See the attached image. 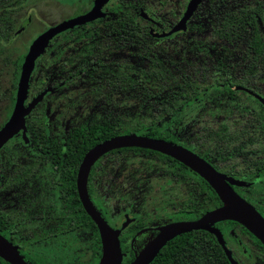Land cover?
Instances as JSON below:
<instances>
[{
    "label": "rangeland",
    "instance_id": "374dc122",
    "mask_svg": "<svg viewBox=\"0 0 264 264\" xmlns=\"http://www.w3.org/2000/svg\"><path fill=\"white\" fill-rule=\"evenodd\" d=\"M21 1L18 10L11 15L13 21L9 29L0 33V127L11 112L20 65L30 42L47 28L91 7V0ZM180 1L185 2L138 0L133 14L137 18L142 13L154 20H162L159 28H152V32L158 34L174 24L177 17L171 8ZM221 1L227 10L236 12L242 7L250 8L254 0H203L188 21L190 33H178L174 38L150 39L145 33L150 25L139 17V31L144 33L134 34L133 39L117 49L111 47L114 44L108 39L93 38L92 35L90 38L88 34L94 28L98 29L97 33L104 32L102 22L121 14L119 0H109L101 8L105 14L103 19L63 32L76 34L59 35L36 59L28 80L25 102L46 88L50 91L30 111L26 123L57 139H62L71 126L83 122L116 121L122 128L120 132L151 123L158 126L164 122L160 119L164 112L158 111L156 97L167 88L170 80L167 74L177 83L187 81L198 93L229 79L264 99V66L258 62L249 64L245 38L225 42L212 35L217 22L212 11ZM259 34L262 38L263 34ZM73 35L77 36L71 37ZM84 58H91V70L87 69L59 85L67 72L81 67ZM62 61L65 62L64 68H61ZM233 95V100H227L223 90L210 89L203 98L205 103H199L195 110L188 112L189 141L195 152L210 150V142L200 144L210 131L223 135L226 138L223 141L233 138L239 124V110L258 109V103L245 92L236 90ZM231 146L222 142L218 151L225 153ZM6 148H15L13 173L18 174L19 179L29 163L22 154L19 136L13 137ZM37 162L31 163L34 171L42 165ZM96 165L99 171L95 176L96 183H93L98 201L108 207L112 216L119 215L120 218L121 211L130 216L142 212L152 216L154 211L169 209V201L179 211L187 202L189 192L186 184L181 179H175L173 183L167 175L164 176L166 165L156 155L123 151L100 158ZM227 165H231V161ZM42 168L45 170L43 174L50 179L46 165ZM16 200L26 206L30 198L22 192ZM35 200L33 197L32 201ZM78 222L83 223L81 220ZM66 228L58 238L48 236L46 241L49 245L33 248L41 255L34 258L35 264L98 263L101 253L97 250L92 230L77 227L70 231ZM230 234L234 240L224 238L228 248L239 264H246L236 252L235 240L248 248L247 236L239 233L236 227H231ZM142 246L140 239L132 244V248L137 250Z\"/></svg>",
    "mask_w": 264,
    "mask_h": 264
},
{
    "label": "flooded vegetation",
    "instance_id": "af4514ba",
    "mask_svg": "<svg viewBox=\"0 0 264 264\" xmlns=\"http://www.w3.org/2000/svg\"><path fill=\"white\" fill-rule=\"evenodd\" d=\"M92 1L93 0H91V6ZM184 1L185 2L183 3L182 1H180V3L178 4H173L174 6H172L171 9L172 12H174V15L177 17L176 21L166 31H160L158 32V34H155L156 32H152V28H159L163 21L160 19L154 20L153 18L139 13L140 19L145 21L146 23H149L150 25V27H148L145 32L147 34V37H149L150 39H164L168 37L174 38L178 33H190V30L187 26L188 21L203 0H200L193 13L185 20L183 29L171 32L169 35H163L171 30L182 17L189 0ZM108 2L109 0H107L106 3ZM137 3L138 0H119L118 5L120 6L121 14L118 17L105 19L102 22L104 32L102 31V33H97L98 29H92L91 33H88L90 35V38L91 35L93 36V38H106L114 44L111 47H116L118 49V46H125L128 43L129 39H133L134 34H138L139 32L143 34V30L139 31L140 25L137 21L139 17L137 18L133 14ZM218 9L221 11V14L227 10L222 1L220 2ZM241 10L248 13L249 19L252 17L253 28H255V31L258 34L261 42L264 44V26L262 25V22L264 21V0H254L250 8L242 7L238 9L236 13L242 12ZM104 17L105 14L103 17L97 18L90 22L103 19ZM83 25L75 26L73 27V29L82 27ZM69 30L70 29L63 32ZM63 32L55 35L48 42L45 50L59 35L76 34ZM259 33L263 34L262 38ZM76 36L77 35H73L71 37ZM217 39L228 42L223 38ZM245 45L246 51L248 52L249 64L258 62L264 66V62L259 58L256 59L253 51L247 46V44ZM117 56L118 55H116V57ZM64 65L65 62L62 61L61 68H64ZM80 65L81 67L67 72L65 76L62 77L63 81H61L59 85H62L66 81L76 77L87 69L91 70V58H84ZM215 85H217L218 89L224 91V95L227 100H233L234 91L241 90L248 96L252 97L254 101L258 103L257 110L250 108L243 109L242 111L239 110V124L232 138V148L229 149V151L226 150L227 152L222 153V151H218V146H220V144L222 145V142H219V144L217 145H212L213 142H210V150L208 149L206 151L205 149L204 152H195L192 149V145L190 143L191 141H189L190 127L187 125L188 123L184 125L183 133L179 134L174 132L176 134L175 142L172 143L178 144L193 152L208 164H210L217 172L237 181L238 184L231 185L233 191L240 198L251 205L253 209L264 219V99H261L259 96L254 95V93H252L251 91V93L247 92L246 88L238 83L231 82V80L229 79H224L220 83H215ZM27 102H25V104ZM202 103H205V100H203ZM27 117L28 116L25 117L24 131L26 141H24L22 137V132L19 131L0 147V236L5 238L11 245L16 248L18 254L25 262L32 261L33 263H35L34 258H37V256L41 255L38 252L34 251L33 248H41L47 246L48 243L46 240L48 236L57 238L58 235L62 236L65 227H67L66 229H70V231L77 227L89 229L88 227H85L83 226V224H79L78 222L80 220L83 221V219L80 214L82 208L77 198L75 189V176L73 179L74 193L78 204L75 202L70 184L66 182L65 172L68 170V166L64 167L61 164L60 166H56L55 164H58V162H62V160L56 159L54 164V160L47 155V147L49 145H57L61 148L63 146L64 137L71 127L80 125L87 126L91 125V123L83 122L82 124L71 126L65 132V135L62 139H57L52 135H45L43 129L41 128H34L33 126L28 125V123H26ZM16 135L19 136V145L21 149H23L22 154H24V156L26 157V161L29 162L27 164V167L23 170L24 173H19V179H17L18 174L13 173L16 165V160L13 152V149L15 148H6V144L11 141V139ZM207 135L203 138L200 144L209 143ZM48 139L53 141L48 142ZM226 148L228 147L226 146ZM107 155L110 154L106 153L105 155H103V157ZM159 158L161 159L162 163L166 165V171L163 174L164 176L167 175L173 183L175 179H181L186 184L189 196L186 204L179 211H176L174 203L169 201L167 205L169 209H160L154 211L152 213V216L144 215L143 212L136 214L135 216H130L126 211H121L120 218L119 215L112 216L108 207L101 205V203L98 201V195L96 194L95 190L96 187L93 183H96L95 176L98 175L97 171H99V168L96 164L99 160H97L92 166H90L88 170L85 185L87 196L93 206L95 205L98 208L100 212L97 209L96 210L106 221V223L111 228L115 229L118 228L125 219L130 220L128 224L120 230L118 235L120 248L121 246H127L128 248L127 251H123L121 249L123 259L124 257L128 256L129 253L133 258V256L157 234L158 228L164 226L165 224L175 221L189 220L188 218L192 215H196V217L198 218L200 214H203L202 209L207 208V198L211 194V192H213V190L203 179H201L197 174L192 172L187 167L183 166L181 163L175 161L172 158ZM36 161L40 162L42 165H46L47 169L50 172V179L47 178L46 174H43L45 170L42 168V165L40 169L34 171L32 164H36ZM229 161H231V165H227ZM215 164H217V166H215ZM26 169H29L28 173ZM31 171H34L35 173H29ZM94 173L96 175H94ZM208 187L210 188V191ZM33 190L35 191V194L33 193L32 195ZM22 192L27 193L30 198L26 206L18 204L19 202L16 200V197ZM33 197L36 198L34 202L32 201ZM48 199L50 201H48ZM21 214H24V216H21ZM233 223L234 224L231 225V227H236L239 233L247 236L250 244L249 247L246 248L241 246L238 240H235L236 252L240 255V257H242L243 261L246 264H264L263 245L246 230L243 231L242 226L235 222ZM214 227L217 228L216 224L214 225ZM220 233L223 238V233L221 231ZM136 239H140L143 242V246L138 250L132 248V244L136 241ZM224 242L227 246L225 240ZM231 256L233 257V259H235L234 255H232V252ZM237 263L239 264L238 261Z\"/></svg>",
    "mask_w": 264,
    "mask_h": 264
},
{
    "label": "water",
    "instance_id": "95a60500",
    "mask_svg": "<svg viewBox=\"0 0 264 264\" xmlns=\"http://www.w3.org/2000/svg\"><path fill=\"white\" fill-rule=\"evenodd\" d=\"M106 2L107 0H93L88 11L47 28L30 42L20 65L11 112L0 127V147L19 131L26 141L25 117L41 101L44 94L50 91V88H46L25 104L28 80L34 62L44 52L48 42L58 33L103 17L101 8ZM199 2L200 0H189L182 17L163 35L183 29L185 20L193 13ZM122 148L150 150L174 159L203 179L220 201L219 206L204 212L194 220L175 221L158 228L157 234L125 264H149L166 242L180 234L198 230L206 231L215 238L228 264H238L231 256V251L225 245L220 231L214 227L215 224L224 221L239 224L264 247V219L233 191L231 185L238 184L237 181L217 172L202 158L178 144L135 133H125L112 136L90 147L82 155L75 173L77 198L82 210L95 226L99 238L101 254L97 264H123L118 235L130 220L125 219L118 228H111L87 196L86 177L90 166L100 157ZM0 259L8 264H27L16 248L2 236H0Z\"/></svg>",
    "mask_w": 264,
    "mask_h": 264
},
{
    "label": "trees",
    "instance_id": "16d2710c",
    "mask_svg": "<svg viewBox=\"0 0 264 264\" xmlns=\"http://www.w3.org/2000/svg\"><path fill=\"white\" fill-rule=\"evenodd\" d=\"M21 2V0H0V33L9 29L13 21L11 15L18 10ZM216 4L212 12L217 22L212 28V35L215 38H223L228 42L245 38L246 44L253 51L255 58H259L264 62V44L261 42L255 28H253L252 17L249 19L248 13L243 10L240 13L226 10L221 14ZM166 76L170 79L166 86L167 88L159 92V95L156 97L159 102L158 111L164 112L163 115L165 116L160 118L161 120L164 119V122L158 126L151 123L145 127H135L129 131L120 132L122 128H120L116 121L93 122L87 126L80 125L71 127L64 137L61 148L57 145H49L47 147V155L54 160V164L56 159L62 160V162L55 164L56 166H60V164L64 167L68 166V170L65 172L66 182L70 184L73 197L77 204L73 179L82 155L90 147L112 136L125 133H135L137 135L175 142V133L181 134L184 132L183 127L187 123L186 116L188 112L195 110L197 104L203 101V98L208 94L210 89L217 88L215 84L210 85L199 91L200 95H198V91L195 92L187 81L177 83L172 76L168 74ZM175 104L178 106H174ZM207 136L208 142H213L212 145H217L219 142L225 144L232 143V138L223 141L224 136L222 135V137L216 131H210ZM52 141L48 139V142ZM123 151L141 152L147 155H157L163 159H171L159 153L138 148H122L110 151L107 154ZM208 189L210 191L209 187ZM219 205V199L211 192L207 198V208L202 209V213ZM94 207L96 206L94 205ZM96 209L98 210L97 207ZM80 213L83 219V226L88 227L94 233L96 247L99 252L100 243L96 228L82 210ZM196 218V215H192L188 219L193 220ZM233 224L231 221H224L217 223L216 227L223 233V238L229 237L234 240L229 232ZM242 230L245 231L243 228ZM121 249L123 251L128 250L127 246H121ZM131 259L132 256L129 253L128 256L124 257L123 263L129 262ZM26 263L35 264L32 261H26ZM0 264L8 263L0 259ZM149 264H228V262L212 235L204 231H191L175 236L166 242Z\"/></svg>",
    "mask_w": 264,
    "mask_h": 264
}]
</instances>
